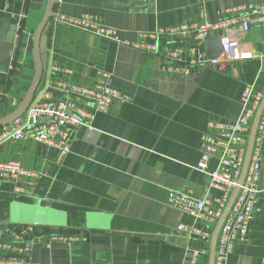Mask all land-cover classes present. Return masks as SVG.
I'll return each instance as SVG.
<instances>
[{
	"label": "crops",
	"instance_id": "crops-1",
	"mask_svg": "<svg viewBox=\"0 0 264 264\" xmlns=\"http://www.w3.org/2000/svg\"><path fill=\"white\" fill-rule=\"evenodd\" d=\"M248 2L264 0H56L40 38L43 74L36 93L52 89L62 78L91 86L104 71L109 84L131 99H114L105 112L95 114L92 128H73L70 150L61 160L56 147L33 139L0 144V161L16 160L36 172L20 181V189L0 177V235L9 224L19 231L22 224L39 222L25 235L32 242L27 261L191 264L192 249L201 248L206 252L195 264H209L217 222L201 221L211 233L207 242L183 238L178 224L197 219L173 207L169 193H217L208 189L206 172L196 168L200 135L209 120L238 118L246 84L262 94L259 106L262 103L264 22L247 32H212L207 40L220 36L222 44L232 42L230 56L221 66H190L183 73L167 70L159 56L59 23L56 17L91 14L114 27L121 40H137L139 31L204 18L216 21L223 10ZM46 4L47 0H0V118L17 108L31 85L32 37ZM18 23L22 32L17 35L14 30L10 38L11 26ZM200 49L207 53L206 43ZM51 62L59 71L49 70ZM85 107L90 110L91 104ZM217 163L212 157L208 170ZM259 189L249 238L235 244L226 264H264V143ZM71 232L86 239H51Z\"/></svg>",
	"mask_w": 264,
	"mask_h": 264
},
{
	"label": "built area",
	"instance_id": "built-area-1",
	"mask_svg": "<svg viewBox=\"0 0 264 264\" xmlns=\"http://www.w3.org/2000/svg\"><path fill=\"white\" fill-rule=\"evenodd\" d=\"M142 2L144 0H127ZM56 21L67 26L90 32L102 38L122 42L139 48L149 54L159 56L164 67L171 71L188 73L190 66H221L230 56L232 42L222 44L217 57H209L200 46L206 43L212 32H232L239 29L247 32L255 24L264 22V2H248L222 11V16L211 21H182L173 25L157 26L149 31H139L137 40H121L114 27L106 26L91 14L81 16L58 15ZM15 32L20 35L22 27L16 25ZM190 41L191 43H188ZM59 67L51 62L50 71ZM100 77L91 86L72 83L68 78L56 79L54 86L35 93L24 112L11 122L0 126V144L12 140L33 139L58 149V160L70 150L72 130L91 123L97 112H105L114 99L128 101L131 96L112 87L107 78L109 74L98 72ZM55 92L61 93L57 95ZM262 99V94L254 92L246 84L241 92L242 112L231 122L209 120L207 129L200 135L201 157L196 166L208 176V189H215L213 195L194 197L187 192L171 191L169 202L173 207L193 215L196 223H180L177 231L185 239L193 237L208 241L211 233L203 228L201 221L216 223L220 219L232 193L238 191L219 228L213 264H226L236 243H245L253 220L255 206L259 198L261 147L264 143V116H260L255 127L249 163L243 180L239 183L245 154L249 143L253 119ZM91 104V109L85 105ZM212 157L217 158V166L208 170ZM36 172L23 167L16 160L0 161V177L14 183L20 189L23 178H31ZM38 221L22 224L20 230L9 224L0 235V264H31L25 259L30 254L32 242L25 235L33 232ZM52 240L76 241L86 239L73 232L53 235ZM205 249H192L191 264H195Z\"/></svg>",
	"mask_w": 264,
	"mask_h": 264
},
{
	"label": "water",
	"instance_id": "water-1",
	"mask_svg": "<svg viewBox=\"0 0 264 264\" xmlns=\"http://www.w3.org/2000/svg\"><path fill=\"white\" fill-rule=\"evenodd\" d=\"M56 0H47V4L44 10V13L34 31L33 37H32V47H33V55H34V59H35V73H34V77L33 80L31 82V85L25 95V97L23 98V100L21 101V103L17 106V108H15L12 112H10L9 114H7L6 116H3L0 118V126L7 124L9 122H11L14 118L20 116L24 110L28 107V105L30 104V102L32 101L38 85L40 83L42 74H43V63H42V59H41V54H40V38L41 35L43 33V30L46 26V24L48 23L49 19L51 18L53 9H54V5H55ZM15 30V26H11L10 28V32H9V37L12 38L13 37V33ZM206 46H207V53L209 57H217L220 52L222 51V42L220 39V36H217L214 39H209L206 42ZM264 105V99L262 100V103L260 104L257 113L255 115V119L251 128V132H250V137H249V143L247 146V150H246V154H245V159H244V163H243V168H242V172L240 175V179H239V183L242 182L245 171L247 169L248 163H249V158H250V153H251V147H252V142H253V137H254V133H255V127H256V123L261 115V111ZM238 191V188H236L234 190V192L232 193L220 219L218 220L216 227L214 229V232L212 234V239H211V247H210V251H209V264H213V256H214V249H215V242H216V238H217V234L219 231V228L221 226V223L223 222V219L225 218L231 203L236 195Z\"/></svg>",
	"mask_w": 264,
	"mask_h": 264
}]
</instances>
